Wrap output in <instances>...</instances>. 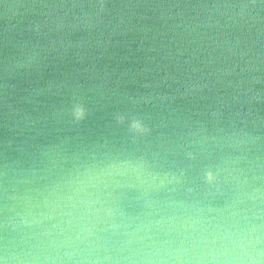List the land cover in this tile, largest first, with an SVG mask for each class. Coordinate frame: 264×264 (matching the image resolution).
I'll return each mask as SVG.
<instances>
[{"label":"water","instance_id":"1","mask_svg":"<svg viewBox=\"0 0 264 264\" xmlns=\"http://www.w3.org/2000/svg\"><path fill=\"white\" fill-rule=\"evenodd\" d=\"M0 264H264V0H0Z\"/></svg>","mask_w":264,"mask_h":264}]
</instances>
